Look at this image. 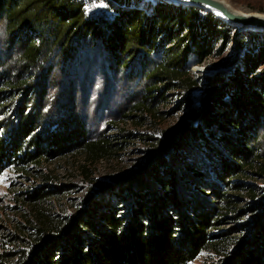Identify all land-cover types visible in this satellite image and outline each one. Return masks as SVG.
Wrapping results in <instances>:
<instances>
[{"label":"trees","instance_id":"16d2710c","mask_svg":"<svg viewBox=\"0 0 264 264\" xmlns=\"http://www.w3.org/2000/svg\"><path fill=\"white\" fill-rule=\"evenodd\" d=\"M0 20L20 51L22 68L32 74L8 78L0 93L28 86L53 52L67 55L75 45L100 44L116 69L139 62L146 80H152L135 109L156 112L155 99L166 101L178 91L185 94L189 117L199 121L182 126L179 135L165 131L152 138L140 172L105 197L87 198L84 211L53 220L40 208L51 192L27 194L36 218L24 227L27 236L19 248L0 252V264H194L204 251L218 258L213 264H264V216L250 238L220 229L243 212L236 193L246 192L247 200H257L264 210V149L257 144L261 131L264 135V47L247 55L230 75L209 81L196 107L188 93L200 82L191 68L220 54L234 30L208 8L158 7L151 13L117 8L111 20L102 21L88 18L81 0H0ZM19 122L15 132L0 138V166L11 158L39 165L67 149L81 151L87 163L95 164L123 144L106 134L90 138L82 127L68 140L71 128L63 122L47 137L33 135L39 123L31 114ZM186 136L204 143L208 158L215 160L209 168L218 179L215 184L185 160ZM257 177L262 187L246 181Z\"/></svg>","mask_w":264,"mask_h":264},{"label":"rangeland","instance_id":"374dc122","mask_svg":"<svg viewBox=\"0 0 264 264\" xmlns=\"http://www.w3.org/2000/svg\"><path fill=\"white\" fill-rule=\"evenodd\" d=\"M81 1L88 18L102 21L111 20L117 8H137L151 13L158 7L175 10L180 6L194 5L179 3L182 0ZM219 1L237 13L264 16V0ZM224 22L234 27L229 44L222 48L220 54L217 52L191 68L194 77L200 82L188 93L196 107L206 96L209 81L218 74L230 75L236 67H242L247 55L255 54L264 47V29L241 28L228 20ZM5 27L6 22L0 20V88L8 78L18 80L32 76L22 68L20 51ZM217 44L219 47L221 42ZM142 71L143 67L139 62L130 69H116L110 54L100 44L95 47L90 44L75 45L67 55L53 52L44 60L41 68L35 71L28 86L15 92L3 89V94L0 93V138L15 132L23 115L26 117L31 114L39 123L33 135L47 137L48 131L55 132L59 127L57 125L63 122L62 124L71 128L68 140L73 134H78V127H82L90 138L106 134L116 136L123 144L119 146L121 150L117 149L110 158L95 164L87 163L81 151L69 149L43 160L39 165H23L17 163L15 158L2 164L0 252L19 248L27 236L24 227L36 218L25 199L27 194L51 192L40 202V208L45 213L44 216L53 220L84 211V201L87 198L89 202L105 197L111 190L117 191L140 172V166L147 161L152 138L161 137L165 131H173L176 136L180 134L178 130L182 126L198 125L199 121L191 119L187 108L183 107L185 94L178 91L170 92L166 101L158 102L155 99L153 106L156 112L149 114L145 109H135L137 103H142L145 98L144 88L152 82L151 79L146 80ZM3 105L5 107L1 108ZM187 138L188 144H184L187 154L185 160L194 162L206 176H212L211 179L205 178L206 182L215 184L218 180L215 172L209 173L211 160H215L208 158L204 143L192 140L191 136H186L185 139ZM214 143L217 144L216 141ZM257 144L264 149L262 131ZM219 149L228 154L221 146ZM20 152L24 154L25 150ZM120 178L123 180L120 181ZM246 181L256 187L263 185L258 177ZM238 182L239 180L236 181ZM245 193L235 194L239 197V208L243 212L228 218L220 228L242 239L252 236V228L264 216V210L258 206L257 200H247ZM217 259L211 251H204L194 264H213Z\"/></svg>","mask_w":264,"mask_h":264},{"label":"water","instance_id":"95a60500","mask_svg":"<svg viewBox=\"0 0 264 264\" xmlns=\"http://www.w3.org/2000/svg\"><path fill=\"white\" fill-rule=\"evenodd\" d=\"M190 4L204 6L218 13L222 18L231 23L239 25L241 28L254 27L264 29V16L247 15L237 13L228 8L219 0H182Z\"/></svg>","mask_w":264,"mask_h":264},{"label":"bare ground","instance_id":"6f19581e","mask_svg":"<svg viewBox=\"0 0 264 264\" xmlns=\"http://www.w3.org/2000/svg\"><path fill=\"white\" fill-rule=\"evenodd\" d=\"M227 6V5H226ZM219 15V14H218ZM200 70H201V68H200Z\"/></svg>","mask_w":264,"mask_h":264}]
</instances>
